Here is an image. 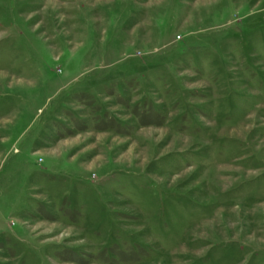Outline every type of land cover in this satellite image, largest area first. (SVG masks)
<instances>
[{"label": "rangeland", "instance_id": "374dc122", "mask_svg": "<svg viewBox=\"0 0 264 264\" xmlns=\"http://www.w3.org/2000/svg\"><path fill=\"white\" fill-rule=\"evenodd\" d=\"M0 264H264V0H0Z\"/></svg>", "mask_w": 264, "mask_h": 264}]
</instances>
